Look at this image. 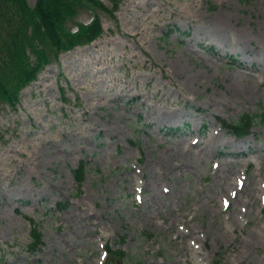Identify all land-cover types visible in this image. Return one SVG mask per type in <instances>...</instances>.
Listing matches in <instances>:
<instances>
[{"label":"rangeland","instance_id":"obj_1","mask_svg":"<svg viewBox=\"0 0 264 264\" xmlns=\"http://www.w3.org/2000/svg\"><path fill=\"white\" fill-rule=\"evenodd\" d=\"M99 1L0 100V264H264V0Z\"/></svg>","mask_w":264,"mask_h":264},{"label":"trees","instance_id":"obj_2","mask_svg":"<svg viewBox=\"0 0 264 264\" xmlns=\"http://www.w3.org/2000/svg\"><path fill=\"white\" fill-rule=\"evenodd\" d=\"M110 1L115 10L119 9L121 0ZM90 6L114 15V10H108L99 0H38L33 8L26 0H0V100L16 107L20 91L53 59L90 45L103 35L97 15L89 24H79L76 31L69 27L72 17ZM258 116L250 113L241 116L229 125L232 133L240 137L248 135ZM84 172V164L74 172L79 184ZM32 235L29 248L34 252L41 243V234L35 228ZM124 257L123 251L111 252L109 262L117 264Z\"/></svg>","mask_w":264,"mask_h":264},{"label":"bare ground","instance_id":"obj_3","mask_svg":"<svg viewBox=\"0 0 264 264\" xmlns=\"http://www.w3.org/2000/svg\"><path fill=\"white\" fill-rule=\"evenodd\" d=\"M190 155H192V154H190Z\"/></svg>","mask_w":264,"mask_h":264}]
</instances>
